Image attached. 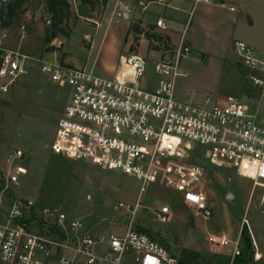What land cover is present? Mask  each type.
<instances>
[{"label":"built area","instance_id":"1","mask_svg":"<svg viewBox=\"0 0 264 264\" xmlns=\"http://www.w3.org/2000/svg\"><path fill=\"white\" fill-rule=\"evenodd\" d=\"M6 1L0 0V5ZM136 1L145 7L144 0ZM155 26L166 29L162 18L156 19ZM186 26L176 45L160 50L154 70L161 76L153 90L138 85L145 60L135 53L122 57L111 77L57 58L40 59L41 71L59 86L69 87L51 148L57 154L136 177L140 191L147 183L178 190L183 202L205 219L212 215L202 189L206 158L250 178L254 187L262 188L264 204V110L233 95L188 101L174 96L176 78L187 74L179 67L182 55L190 51L184 40ZM19 29L22 35L27 32L24 23ZM6 36L5 30L0 32V102L29 72L28 57L4 47ZM52 43L55 49L60 47L56 38ZM233 45L251 71L248 80L264 86V52L257 53L242 39H235ZM197 144L204 146L200 157L193 154ZM22 156L23 151L15 147L6 161L11 164ZM19 172V166L0 168V209L7 205L0 217V264H44L47 258L55 264H121L129 253H134V264H177L168 248L140 222V218L155 224L168 222L172 215L168 204L142 205L139 196L133 205L115 203L114 209L129 213L123 233L93 234L84 220L69 217L57 204L37 206L31 198L14 196ZM140 208L148 216L140 217ZM207 241L212 246L230 242L224 235H209ZM232 243L228 264L241 251L238 239ZM252 246L256 248L254 241ZM253 258H260L256 249Z\"/></svg>","mask_w":264,"mask_h":264},{"label":"rangeland","instance_id":"2","mask_svg":"<svg viewBox=\"0 0 264 264\" xmlns=\"http://www.w3.org/2000/svg\"><path fill=\"white\" fill-rule=\"evenodd\" d=\"M69 1L72 14L66 25L68 35L54 37L56 42L60 41L59 48L46 50L53 43L45 41L47 25L39 19L41 8L28 10L15 17L8 27L0 25V32H7L4 47L26 55L29 67L28 74L21 77L5 101L0 102V168L6 170L10 167L14 170L17 166L21 167L18 184L14 186V196L31 198L37 206L57 204L69 217L84 220L90 226L89 229L92 228L90 230H111L117 235L123 233L129 213L124 209H114V204L122 202L133 205L139 196L142 205L155 207L166 203L170 206L172 215L168 222L155 224L145 218H140V222L146 224L147 230L168 248L175 259L183 247L205 255L207 235H224L231 243L221 248L224 253H230L233 241L238 239L242 246V235L254 234L260 250L264 252V204L260 202L262 188L254 187L250 178L232 169L203 159L205 176L202 189L212 209V215L205 219L183 202L182 193L178 190L147 183L140 191L141 182L136 177L117 169H101L94 164L54 152L51 143L58 118L69 98V87L59 86L41 71L39 60L57 58L62 61L65 51L69 63L92 67L96 75L111 77L113 75H109L106 70L108 64L129 54L123 49L115 54L117 40L122 44H125L124 38L130 40L123 22L119 24V28L122 27L120 32L115 30L117 28L104 30L108 23H115L109 13L110 7L106 9L105 6L101 13L90 14L88 6L80 4V0ZM260 1L264 2L258 0V4ZM130 2L135 3L136 0ZM261 11L264 12L261 5L253 10L255 23L252 27L248 25L249 16L246 14H242L236 24V31L243 35L239 37L243 40L246 38L245 41L257 53L264 52V13ZM196 20L197 14L193 11L184 33L190 51L182 55L179 65L187 74L176 78L174 96L188 101L189 97L184 96L187 91L197 92L198 97L233 95L244 103L258 105L264 110V86L248 80L251 71L241 63L234 51L232 35L228 36L224 48L223 41H219L222 45L218 46L222 51L216 49L215 52L212 48L216 42L218 44V38L214 37L216 32L206 34L205 27L197 25ZM21 23L27 28L24 35L19 29ZM97 23H101L100 28L94 27ZM139 42L138 52L144 58L145 65L137 82L140 88L153 90L161 76L154 70L159 54L148 48L145 39ZM205 51L212 54L208 63L207 58L201 57V52ZM15 147L23 151V156L9 164L7 155ZM203 151L204 146L197 144L193 154L200 157ZM6 207L5 204L0 209V217ZM138 214L140 217L148 216L142 208ZM223 256L226 262L230 261V254ZM243 257L248 261L245 264H249V251H245ZM136 262L134 253H129L123 256L121 264ZM258 263L264 264V258ZM44 264H55V260L47 258ZM103 264L114 263L106 261Z\"/></svg>","mask_w":264,"mask_h":264},{"label":"crops","instance_id":"3","mask_svg":"<svg viewBox=\"0 0 264 264\" xmlns=\"http://www.w3.org/2000/svg\"><path fill=\"white\" fill-rule=\"evenodd\" d=\"M257 1L258 0H144L145 7L141 8L137 4V1L134 3V2L122 1V0H109L106 4V9L110 7L109 13L111 17L114 19L115 23H112V22L108 23L104 27V30L110 31V30H114L115 28H117L115 30H117V32H120L122 27L119 28L120 26L119 24H122L123 22L125 33L126 34L128 33L130 35V40H127V38H124L125 44L119 43L117 40L115 54L119 53V49H123L124 51H127V53H135V54L140 55L138 52L139 44L135 51L129 50V45L132 42V35L129 32L130 21H132L133 19H140L143 24L155 25L156 19L162 18L166 24V29H159L156 26H155V29L167 35L170 45H176L181 34L183 33L182 31L184 27L188 23L190 14L194 11L197 14V20H196L197 25H199L200 27H205L206 34L210 33L211 31L216 32V35L214 37L215 39L218 38V44H216L217 43L216 42L214 45L215 47L212 48V50L216 52V49L217 50L220 49L219 48L220 46L218 45H222L219 41H223L224 43L223 48H224L225 42L230 34L232 35L233 40L241 39L239 36H243V35L236 31V24L238 20L241 18L240 16H242V14H246L247 16H249V19H248L249 26L252 27L254 25L255 22H254V19L252 18L253 10L257 9V7L260 5L262 8H264V2L260 1L258 4ZM70 11H71V8H70ZM124 13L126 15H124ZM261 13H264V12L261 11ZM71 14H72V11H71ZM90 14H92L91 10H90ZM122 19H125V20H122ZM190 23L191 22H189V26H190ZM100 26H101V23H97V25L94 27L100 28ZM220 33L222 35L220 36L217 35ZM141 39H145V38L141 37L139 41ZM245 39L246 38H244V41ZM145 40L147 41V46H148V40L147 39ZM63 46H64V42H63ZM155 51L160 56V50H155ZM213 51H211V53H213ZM220 51L222 50L220 49ZM63 52H64L63 61L68 65H73L72 63H69L66 57V52L65 51ZM211 53L207 51H205V53L201 52V57L207 58V63H208L209 58L212 57ZM120 59H117L115 62L108 64L106 70L109 75H113L118 70L119 63H117V61L119 62ZM90 69H92V67H90ZM184 96L185 97L188 96L189 99H192V100H196V99L199 100L201 99V97L203 98V96H200V95L198 97L197 92H191V91L189 92L187 91L186 95L184 94ZM90 232L93 234H99L103 231L90 230ZM208 236L209 235H207L206 240H205V254L207 255L216 254L226 259L223 255L230 254V253H224L221 248L222 246H212L211 244H209L207 241ZM249 237L251 240V245L249 247L250 249L247 250L249 251V255H250L249 264H252V262L254 264H259L258 260L264 258V252L260 250L254 234L253 235L251 234V236L249 235ZM253 241L255 242L256 248L252 246ZM255 249H256V252L260 254V258L258 259H254L252 257ZM228 263L229 262L228 261L226 262L225 260V264H228ZM234 263L237 264L235 261ZM245 263L246 262H243L241 264H245Z\"/></svg>","mask_w":264,"mask_h":264},{"label":"trees","instance_id":"4","mask_svg":"<svg viewBox=\"0 0 264 264\" xmlns=\"http://www.w3.org/2000/svg\"><path fill=\"white\" fill-rule=\"evenodd\" d=\"M109 0H80L89 6L92 14L101 13ZM41 8L39 19L45 23L46 19L50 24L45 28V41L50 44L57 35H68L67 22L71 17L69 0H7L0 5V25L8 27L15 17L23 15L28 10ZM90 15V14H89ZM129 32L132 35V42L129 45L130 51H135L141 37L148 40V48L153 50H163L168 47L169 39L166 34L155 29L153 24H143L140 19H133L129 24ZM54 49L53 45H48L46 50ZM64 56V52L62 53ZM5 101V100H4ZM3 101V102H4ZM155 238L154 235H150ZM244 244L234 261L237 264L247 262L243 257L251 245L249 235H242ZM176 238V237H175ZM177 264H225V259L219 255H204L199 251L187 247L181 248L180 254L176 257Z\"/></svg>","mask_w":264,"mask_h":264},{"label":"water","instance_id":"5","mask_svg":"<svg viewBox=\"0 0 264 264\" xmlns=\"http://www.w3.org/2000/svg\"><path fill=\"white\" fill-rule=\"evenodd\" d=\"M124 15H126V14L124 13Z\"/></svg>","mask_w":264,"mask_h":264}]
</instances>
